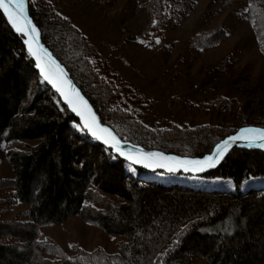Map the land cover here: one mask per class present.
<instances>
[{"label": "trees", "instance_id": "1", "mask_svg": "<svg viewBox=\"0 0 264 264\" xmlns=\"http://www.w3.org/2000/svg\"><path fill=\"white\" fill-rule=\"evenodd\" d=\"M248 2L264 54V0ZM196 5L197 0H147L148 25L128 39L159 32L170 20L181 21ZM29 9L43 42L67 67L101 120L123 139L148 149L203 156L242 126L264 127L261 116H244L236 127L147 126L118 102L128 83L105 66L96 46L68 17L49 0H29ZM226 33L220 26L194 35L190 43L211 48ZM231 103L221 96L212 105L232 109ZM0 138L39 140L5 152L12 177L0 179V191L10 188L27 208L10 219L0 216V264H193L195 257L208 264H264V185H244L264 179V151L235 148L216 169L200 176L134 167L81 127L42 79L23 36L2 10ZM197 178L215 184L191 181ZM222 179L232 185L217 183ZM73 215L126 239L115 253L97 248L69 254L41 234L42 227Z\"/></svg>", "mask_w": 264, "mask_h": 264}, {"label": "rangeland", "instance_id": "2", "mask_svg": "<svg viewBox=\"0 0 264 264\" xmlns=\"http://www.w3.org/2000/svg\"><path fill=\"white\" fill-rule=\"evenodd\" d=\"M49 1L90 39L105 66H110L128 83L118 102L147 126L236 127L244 116L264 117V54L255 38L248 0L233 3L197 0L195 8L181 21L170 20L159 32L136 39L128 36L147 27L148 12L144 6L147 0ZM220 26L227 33L219 44L204 49L190 43L194 35ZM221 96L232 102V109L212 105ZM38 142V139L6 142L0 138V179L12 177L5 157L7 150L25 149ZM191 181L215 182L198 178ZM221 181L232 185V181L224 179L217 183ZM253 184L264 185V179H251L244 185ZM26 208L25 203L16 201L10 188L0 191L2 219H10ZM40 232L69 254L78 249L97 248L115 253L126 239L123 235L108 234L76 215L42 227ZM193 264L208 263L203 257H195Z\"/></svg>", "mask_w": 264, "mask_h": 264}, {"label": "water", "instance_id": "3", "mask_svg": "<svg viewBox=\"0 0 264 264\" xmlns=\"http://www.w3.org/2000/svg\"><path fill=\"white\" fill-rule=\"evenodd\" d=\"M10 11L13 12L15 15V11L10 9ZM4 13V12H3ZM8 20L7 14L4 13ZM23 16L27 17V21L29 22V27L34 26L36 29L35 33H31L29 36H24L21 33H18L15 30L16 33L20 34L24 38V44L26 46L27 51L33 58L35 62V68L42 77V79L50 85V87L58 94L61 102L69 109V111L74 114L80 122L81 127L96 141L102 143L107 148L111 149L114 154L119 156L120 158L124 159L134 167L142 168L145 170H148L150 172L155 171H162L167 174H178L183 173L186 175H193V176H200L203 175L209 171H212L216 169L223 160L229 155V153L235 149H261L264 151V140H261L256 132H250L245 135L244 138L236 141V142H230L227 149L224 152V155L221 159L216 160L214 153L216 145L222 144L225 140H228L230 136L238 135V133L241 131V129L248 128V129H264V127L260 126H254V125H246L242 126L239 129H237L235 132L227 135L225 138L220 140L215 146L213 147L212 151L203 155V156H186V155H179L176 153H167L159 149H148L140 144L133 143L132 141H129L127 139H123L112 127H110L108 124L104 123L97 111L95 110L94 106L88 99V97L85 95V93L82 91V89L78 86V84L75 82L73 77L71 76L69 70L67 67L55 56L53 51L43 42L42 40V33L35 22L34 18L30 14L29 9V0H27ZM9 21V20H8ZM10 23V22H9ZM12 26V24L10 23ZM35 36L36 39L32 40L31 37ZM26 41H30L33 50L37 52L40 59L37 60V57L32 55V53L29 51V45L26 43ZM41 64L44 66V69L46 72H48L49 76L56 81V83L63 89L65 93H67L68 97L73 101V104L76 105L78 112L82 113V115L78 114L77 111H73L72 105H70L67 100L65 99L64 95L61 94V91L57 90V87L54 86L50 80L45 78L44 73L41 72V69L37 67V64ZM85 118H87L88 122L93 125V127L96 129L97 136L100 137L99 139L97 136H93L91 130L85 127ZM108 128L109 131L117 137V139L125 146L124 151L126 153H131L133 156H139L141 158L145 157L148 153H159V156L151 157L150 159H146L145 163H149V167H144L143 164L133 163L132 161L125 158V156L119 155L114 148L111 147V144L113 143L111 137L107 135V133H104L102 129ZM107 139L109 142L106 144L104 140ZM213 156V161H209L206 164L202 166L203 170H201V166H194V165H188L187 167L189 170L185 171V167L181 165L179 162L184 160H190V161H204L206 157ZM176 158L175 160L171 158ZM167 158V159H165ZM160 164H164L165 167H160ZM169 167H171L173 170L169 171Z\"/></svg>", "mask_w": 264, "mask_h": 264}, {"label": "snow or ice", "instance_id": "4", "mask_svg": "<svg viewBox=\"0 0 264 264\" xmlns=\"http://www.w3.org/2000/svg\"><path fill=\"white\" fill-rule=\"evenodd\" d=\"M26 2H27V0H0V10H2L5 14H7L9 22L12 24V27L18 33H21L24 36H29L31 33H35L36 29L34 26L29 27V22L27 21V17L23 16V11H24V7H25ZM10 9L14 10L16 14L14 15L13 12L10 11ZM31 39L35 40L36 37L32 36ZM26 43H28L29 51L32 53V55L36 56L37 60H39L40 57L37 54V52L35 50H33L31 42L26 41ZM37 67H39L41 69V72L44 73L45 78L50 80V82H52L54 84V86L57 87L58 91H61V94L64 95L67 102L70 105H72L73 111L78 112L76 105L73 104V101L68 97L67 93H65L63 91V89L56 83V81L49 76L48 72L45 71L44 66L38 63ZM78 114L82 115V113H80V112H78ZM85 127L88 128L89 130H91L93 136H97L96 129L93 127L92 124H90L88 122L87 118H85ZM102 131L104 133H107V135L109 137H111V139L113 141V143L111 144V147L114 148L115 151L119 155L125 156L126 159L132 161L133 163L143 164L144 167H149L150 164L145 163V160L150 159L151 157H155V156L160 155L159 153H148L143 158H141L139 156H133L131 153H126L123 150L125 146L117 139L116 136H114L109 131L108 128H104V129H102ZM250 132H256L258 134L259 138L261 140H264V129H248V128L241 129V131L238 133V135L230 136L228 138V140H225L222 144L216 145L215 153H214L215 159L219 160L223 157L224 152L227 149L230 142H236V141L244 138L245 135L247 133H250ZM97 138L99 139L100 137L97 136ZM104 142L107 144L109 141L107 139H105ZM165 159H167V158H165ZM171 159L175 160L176 158L173 157ZM209 161H213V156L206 157L204 161L184 160V161H180L179 163L185 167V171L189 170V168L187 167L188 165L201 166V170H203L202 166ZM159 166L165 167L164 164H160ZM172 170L173 169L171 167H169V171H172Z\"/></svg>", "mask_w": 264, "mask_h": 264}]
</instances>
